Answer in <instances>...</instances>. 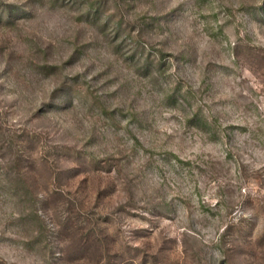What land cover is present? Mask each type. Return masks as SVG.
I'll return each mask as SVG.
<instances>
[{"label": "rangeland", "instance_id": "374dc122", "mask_svg": "<svg viewBox=\"0 0 264 264\" xmlns=\"http://www.w3.org/2000/svg\"><path fill=\"white\" fill-rule=\"evenodd\" d=\"M0 264H264V0H0Z\"/></svg>", "mask_w": 264, "mask_h": 264}]
</instances>
